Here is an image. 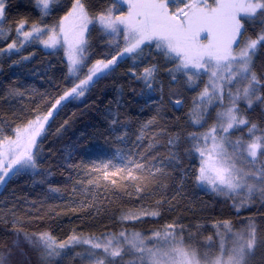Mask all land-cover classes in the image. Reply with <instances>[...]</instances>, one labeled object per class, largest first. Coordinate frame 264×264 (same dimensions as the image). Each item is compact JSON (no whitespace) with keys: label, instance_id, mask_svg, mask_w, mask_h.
I'll return each instance as SVG.
<instances>
[{"label":"trees","instance_id":"1","mask_svg":"<svg viewBox=\"0 0 264 264\" xmlns=\"http://www.w3.org/2000/svg\"><path fill=\"white\" fill-rule=\"evenodd\" d=\"M84 2L92 17L113 8V0ZM205 2L214 6L216 0ZM72 3L73 0H55L48 14L42 15L35 0H5V18L0 26L6 39H0V48L16 40L21 20L26 21L25 30L33 24L46 30L58 27ZM127 8L119 0L114 15H126ZM262 20L264 15H258L254 21L244 23L239 45L234 48L237 52L264 30ZM85 39V58L79 65L81 77L77 78L69 77L61 49L44 51L38 40L19 51L0 53V136L13 138L15 128L46 115L60 96L82 80L87 69L123 50V35L104 33L98 22L90 24ZM141 47L142 55L124 54L106 74L89 84L83 96L62 101L34 148L33 152L38 153L36 171L11 175L1 186L0 253L7 264H75L71 257L78 246L61 250L60 256L43 258L41 251L26 239L38 240L41 233L62 242L73 235L81 239L121 232L147 236L174 225L177 236L189 239L191 244L213 247L209 237L215 238L227 221L234 232L254 225L264 238V197L260 192L246 199L247 192H214L202 188L196 179L200 167L196 147L202 146L204 133L214 125L218 127V114L233 107L232 97L238 89L242 97L247 81H218L224 85L221 100L219 88L213 93L211 73L200 70V75L190 81L184 69L176 70L178 61L166 58L154 42ZM152 66L155 72L149 88L139 77ZM254 67L264 81V47L259 49ZM222 72L227 75V69ZM206 86L213 97L210 103L207 98L204 102L200 99ZM258 95L264 96V87H260ZM235 107L248 125L218 134L227 135L232 144L239 140L246 145L252 139L248 129L256 124L255 135L264 136V100L253 97L249 108L241 98ZM197 117L199 122L194 123ZM128 156L146 165L143 172L133 169L139 178L132 180L127 172H121L105 180L104 172L116 171L112 165H123L126 161L121 157ZM109 161V168L104 169ZM261 165L264 156L254 167ZM157 167L161 171L154 177L149 175L148 169L155 171ZM126 216L138 218L125 219ZM19 239L25 243L17 247L14 242ZM83 250L79 247L77 252ZM133 255L126 248L122 256L132 261ZM262 255L264 250H258L253 264H260Z\"/></svg>","mask_w":264,"mask_h":264},{"label":"snow or ice","instance_id":"2","mask_svg":"<svg viewBox=\"0 0 264 264\" xmlns=\"http://www.w3.org/2000/svg\"><path fill=\"white\" fill-rule=\"evenodd\" d=\"M35 2L42 15H47L50 4L55 0H35ZM123 2L128 5L126 15H114V9L119 0H113V8L92 17L84 0H73L71 10L59 22V32L55 25L46 30L33 24L31 30H25L26 21L21 20L16 28L17 39L9 43L6 49L0 48V53L19 51L26 43H33L37 40L46 48H54L59 43L58 37L62 35L63 42L67 46L69 72L72 73L85 58L87 41L84 33L89 24L98 22L104 33L112 36L122 34L125 41L121 52L107 62L98 60L89 69L85 79L80 80L55 101L47 115L37 116L26 126L15 128L14 139L7 134L0 136V173H2L0 184L6 183L5 178L10 175H19L26 169L38 167L36 161L38 153L33 152V147L37 145V137L45 131V123L58 111V106H61L62 101L70 97L83 96L90 82L93 81V77H97L98 73H104L105 69L116 65L119 59H123L125 53L142 55L141 46L153 42L157 50L164 52L166 58L178 61L176 70L184 69L190 81L200 75L201 69L206 72L210 71L214 78L211 81L213 93L219 88L221 100L224 85L219 84L218 81L226 80L232 83L237 78L247 81L242 97L238 89L237 94L232 98L233 107L218 115L221 116L220 128L225 134L237 126L248 125L249 121L238 115L235 104L237 100L243 98L251 108L253 97L257 101L264 100V96L258 95L260 87H264V81L258 76L254 67L258 51L264 47V30L256 39L250 38L246 41L238 52L233 45H239L238 37L243 34L244 23L249 20L254 21L258 15H264V0H216L214 6H210L205 0H191V2H186V0H123ZM171 8H175L176 11H170ZM242 17L246 19L242 20ZM4 18L5 0H0V20ZM261 22L264 23V20ZM205 33L206 42L201 39V35ZM44 34H47V39L43 38ZM19 37L23 39L20 40ZM0 39H6L2 26H0ZM189 69H195V72L189 73L187 71ZM223 69H227L226 76L222 72ZM154 72L155 66L145 68L143 76L139 77L144 79L149 88L152 87L151 80ZM205 98L209 103L213 98L209 95L207 86L200 99L204 102ZM199 118L194 119V123H198ZM112 123H117V121L113 120ZM256 129L257 125L252 124L248 129L252 135L251 141L243 145L237 140L235 145H231V151L226 145L227 135H219L215 125L204 133L202 138L205 143L196 147L201 157L197 181L207 183L214 192L222 193L227 190L229 193H235L238 189H247L246 199L251 198L256 192H260L264 197V165L259 168L254 167L259 158L264 156V136L255 135ZM2 132L3 130L0 129V133ZM196 139L198 140L199 137ZM121 159H125L126 162L123 165H112L116 171L110 174L105 171L103 174L105 180L109 178V175L116 176L121 172H127L128 178L136 180L139 177L134 174L133 169L143 172L146 168L145 164L132 160L131 156L121 157ZM110 163V161L105 163L103 168L108 169ZM160 171L159 167L155 171L148 169L149 175L153 177L156 172ZM112 182L115 183V181ZM89 183L93 181L89 180ZM236 208L239 211L240 206L237 205ZM129 218L138 217H125V219ZM228 224L229 222L226 221L225 226L228 227ZM174 227V225H168V231L163 234L159 232L153 234L158 239L162 235L168 247L164 245L148 247L140 238L139 233L134 234V238L130 240L128 234L124 232L120 233V236L124 237L123 242L113 241L111 238H105L106 242L101 238L81 239L75 235L61 242L48 233H41L38 240L28 237L26 239L34 248L41 251L43 258L60 256L61 252L58 250H63L72 243H83L90 249L88 251L89 264H116L117 258L122 257L124 253L123 243L130 244L133 250L141 254V264H144L145 253L147 264H253L257 251L264 250V238L259 235L254 225H250L246 233L242 232L234 236L231 247L222 239L216 256L205 255L200 258L195 249L185 248L182 240L179 243L175 242ZM14 244L19 246L18 241ZM0 264H7L6 257L2 253H0ZM260 264H264V255L260 258Z\"/></svg>","mask_w":264,"mask_h":264},{"label":"rangeland","instance_id":"3","mask_svg":"<svg viewBox=\"0 0 264 264\" xmlns=\"http://www.w3.org/2000/svg\"><path fill=\"white\" fill-rule=\"evenodd\" d=\"M71 10V9H70ZM127 11H128V8H127ZM125 14H127V12L125 13ZM67 15V14H66ZM1 21L2 20H0V23H1ZM89 26H90V24L88 25V28H89ZM31 30V29H30ZM88 30V29H87ZM87 30L85 31V33H84V35L86 34V32H87ZM57 32H59V25H58V27H57ZM15 38L17 39V36H15ZM19 39L20 40H22L23 39V37H19ZM45 39H47V37L45 38ZM58 39H59V43L54 47V48H46L42 43H40L39 42V40H38V45H39V47L41 48V49H43L44 51H56V50H58V49H61V51L63 52V55H64V58H65V61H66V65H67V71H68V75H69V77H71V78H77L78 77V75H80V77H81V74H80V71H79V65H77L76 66V70L74 71V72H72V73H70L69 72V67H70V62H69V58H68V55L66 54V48H67V46L64 44V42H63V36L62 35H60L59 37H58ZM201 39L202 40H204L205 42H206V33L205 34H202L201 35ZM12 43V42H11ZM28 43H26L25 45H27ZM154 44H155V42H154ZM24 45V46H25ZM23 46V47H24ZM124 46H125V41H124V39H123V48H124ZM23 47H21V48H23ZM236 47V44H234L233 45V48H235ZM7 48V47H6ZM5 48V49H6ZM20 48V49H21ZM12 52H16V51H12ZM7 53H10V52H7ZM126 54V53H125ZM94 66V65H93ZM92 66V67H93ZM92 67H90V68H92ZM89 68V69H90ZM89 69H87L86 70V73L84 74V75H82V79H85L86 77H87V75H88V73H89ZM108 69H105L104 70V73L107 71ZM189 70H192V69H189ZM195 70V69H194ZM201 70H203V69H201ZM209 73H211L210 71H208ZM104 73H98L97 74V77H99V76H101L102 74H104ZM97 77H93V81L97 78ZM92 81V82H93ZM92 82H90V84L92 83ZM224 82L226 83L227 81L226 80H224ZM211 86H212V83H211ZM231 96H233V95H231ZM71 98V97H70ZM233 98V97H232ZM59 107V106H58ZM47 115V114H46ZM45 116V115H44ZM41 117H43V116H41ZM51 118V117H50ZM49 118V119H50ZM35 120V119H34ZM49 121V120H48ZM47 121V122H48ZM47 122L45 123V125L47 124ZM26 126V125H25ZM238 127V126H237ZM218 131H221V133H223L222 132V129L220 128V124L218 125V127H217V132ZM44 133V132H43ZM43 133L41 134V136L43 135ZM41 136H39V137H37V142H38V140L41 138ZM15 138V134H14V136H13V139ZM205 142H204V140L202 139V145L204 144ZM209 143H210V141H209ZM226 145L229 147V151H231V145H235V143L234 144H232V143H230V142H228V141H226ZM36 146H34L33 147V151H34V148H35ZM199 159L201 160V157H200V155H199ZM250 159V158H249ZM36 171V169H26V170H24L22 173H34ZM0 174H2V173H0ZM11 176V175H10ZM8 177H6L5 179H7ZM249 180H251L250 179V177H249ZM3 184H0V188H1V186H2ZM199 185L202 187V188H205V189H207V190H212V188H211V186L210 185H208L207 183H200L199 182ZM238 192H247V189H238L235 193H238ZM224 193H229L227 190H224ZM230 229V230H229ZM165 231H168V229L167 228H165L162 232H160L161 234H163ZM242 232H244V233H246L247 232V230L246 231H238V232H234V231H232L231 230V228H230V226H228V227H226L225 225L223 226V228L221 229V231H218L217 233H216V236H215V238L214 237H212L211 238V240H210V242H209V245H213V247L212 246H204L205 245V243H204V245H203V247H201V246H199V245H197V244H191L190 243V241H189V239H187L186 240V238H183V237H179V236H177V234H176V231H175V229H174V233H175V242H177V243H179V242H181V240H182V242H183V246L185 247V248H187V249H189V250H192V249H195L196 250V252H197V254H198V256L200 257V258H203V257H205V255H207V256H209V257H214V256H216L217 254H218V252H219V247H220V243H221V240L222 239H224L225 241H226V243L228 244V246L229 247H231L232 246V243H233V239H234V236L236 235V234H239V233H242ZM122 233V232H121ZM154 233H157V232H152V233H150L149 235H147V236H142L141 234H140V238L141 239H143V241H144V243H145V245H147L148 247H153V246H156V245H164L165 247H168L169 245H167V244H165L164 243V240H163V236L161 235V237L158 239V238H156V237H154ZM128 234V238L131 240V239H133L134 238V234H137V233H135V232H129V233H127ZM102 240H105V238H111L113 241H121V242H123L124 241V237H121L120 236V233L119 234H117L116 236H113V235H109V236H104V237H100ZM84 239V238H83ZM105 242H106V240H105ZM23 243H25L24 242V240H18V244H23ZM75 246H78V249H79V247H81V248H83L84 250L81 252V253H78L77 251H78V249H76V252H74L73 254H72V256L73 257H71V259H75V264H76V261L77 260H79V259H82V261H80L79 262V264H89V256H88V253H86V252H84V251H90V249H89V246L88 245H85V244H83V243H72V244H70V246L69 247H66L65 249H69V248H72V247H75ZM122 246H123V248H124V251L126 250V248H129L131 251H133L134 252V254L135 255H133V258L131 259L132 261H130L129 260V258L127 257V256H122V257H119V258H117V261H116V264H141V259H140V253H138L137 251H135V250H133L132 248H131V245L130 244H128V243H123L122 244ZM58 251H61V250H58ZM99 251V250H98ZM79 254H81V256L79 255ZM75 256V257H74ZM110 259V258H109ZM64 263H67L66 261H64L62 264H64ZM144 264H147V254L145 253V260H144Z\"/></svg>","mask_w":264,"mask_h":264}]
</instances>
